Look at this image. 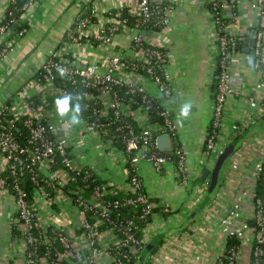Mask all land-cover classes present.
<instances>
[{
  "label": "built area",
  "instance_id": "1",
  "mask_svg": "<svg viewBox=\"0 0 264 264\" xmlns=\"http://www.w3.org/2000/svg\"><path fill=\"white\" fill-rule=\"evenodd\" d=\"M14 2L15 0H8L0 20L5 19L6 13H11L9 7ZM33 2L34 0H29L28 4L32 5ZM240 3L241 0L211 2L214 16L216 85L211 131L206 138L205 149L216 158L229 144L221 149L217 148L223 126L225 103L232 93L229 84V63L236 53L233 35L226 30L229 20L226 23L223 21L227 19L223 17L222 11L230 10L234 18ZM249 6L257 11L259 17L252 64L260 68L264 76L261 57L264 0H250ZM172 10V3L165 0H132L125 9L102 11L97 1L78 18L73 29L66 33L58 52L45 59L35 75L38 85L46 87L49 94L54 95L55 100L67 96L68 91L55 82L56 73L59 72L73 85L72 98L85 99L94 104L91 112L86 115L77 114L70 109L83 124V130L76 132L75 135L62 133L61 124L52 119L41 118L35 112L17 113L13 112L11 104L0 106V155L3 160V168H0V191H7V180L2 176V172L9 171L14 176L12 187L15 199V225L20 229L25 251L26 248H31L26 256L24 253L23 264H35L34 248L38 244L45 246L47 253L39 259L40 264H100L101 257L108 258L109 264H126L132 257L138 255L142 243H147L148 235L154 234L151 222H147L150 218L148 216L152 218L155 216L152 212L154 204L143 191V183L136 165L143 157L157 172L162 171L167 159L157 156L156 137L163 132H170L173 137L177 126L169 111L162 106L160 95L162 98H168L174 94L176 88L167 67L168 59L163 52L164 49L159 42L145 38L142 31L162 29L168 22ZM8 30L7 24L0 25V34H4L0 39L7 40L0 52V59L13 48L16 41L15 37L9 38L10 32L6 34ZM24 33L22 31L18 35L22 36ZM126 33L130 35V53L121 51L79 64L78 58L68 51L74 46L97 45L108 48L114 44L115 34ZM144 81L153 85L156 95L146 89ZM26 95V87L16 92V96L21 100H27ZM252 109L255 110L254 107ZM245 113L246 118L235 125L232 140H235L236 136H242L250 125L256 124L264 116V98L258 102L257 111L249 110ZM22 116L24 118H21ZM160 118L163 122H160ZM20 121L27 131L25 142L20 140L22 135ZM218 129L220 131L217 135ZM88 133L96 135L104 144L111 146H114L115 138H121L125 146L122 152L127 166L136 168L135 172L127 177V187L106 181L95 185L92 194L86 197L84 191L88 184L69 186L73 181L75 183L77 181L71 173L84 168L72 153V140L80 141ZM243 143L244 141L236 146L234 151L238 152L240 157L243 156ZM172 156L175 157V160H172L175 176L179 178V183L187 185L188 169L180 145L174 144ZM89 172L84 171V179L90 175ZM25 174H28L29 181L34 184L31 194L19 181ZM257 181L264 187V147L254 168L252 185L247 188L240 201V204L245 203L248 206L247 213L239 219V224L232 233L239 239V248L228 257L227 264H237L243 248H248L249 264H261L260 257L263 251L258 246L264 244V197L256 196ZM120 191L131 194L123 204L116 200L108 202L103 198L104 195H113ZM217 194L216 190L214 198L203 209L204 219L210 220L217 210L219 202ZM40 200L46 205L57 201L66 202L73 212L79 214L80 226L75 229H68L67 226H43L39 216ZM122 205L133 210L139 208L138 219L145 221L146 224L141 240L134 236L139 230L135 220H112L114 210ZM162 212L168 213V209H162L158 213L161 215ZM238 212L236 215L228 213L223 228L227 229L236 219L238 220ZM102 224L108 226L102 230L99 228ZM49 227H53L59 233L50 236L45 234ZM37 230L41 234L35 235L34 232ZM57 244L61 246V251L56 248ZM51 250L56 251L57 258H49ZM150 255L147 264H151ZM221 255L218 256L216 264H222L219 260Z\"/></svg>",
  "mask_w": 264,
  "mask_h": 264
},
{
  "label": "crops",
  "instance_id": "2",
  "mask_svg": "<svg viewBox=\"0 0 264 264\" xmlns=\"http://www.w3.org/2000/svg\"><path fill=\"white\" fill-rule=\"evenodd\" d=\"M97 1L102 11H118L127 8L132 0H36L28 18V30L16 38L13 48L0 59V106L9 103L13 112H35L41 118L55 120L61 124L60 129L64 134L75 135L83 130L82 122L72 111L63 117L57 115L54 95L49 94L46 87L36 83L35 74L49 55L58 52L71 24L75 25L78 18ZM165 1L173 5L166 25L160 30H143L142 35L159 42L168 59L167 67L176 91L168 98L160 95V102L176 122L173 143L180 145L184 151L189 180L187 185L178 182L170 160L164 163L161 172H157L146 158L142 157L137 162V173L147 194L157 201V205L170 211L166 216L155 214L151 222L154 234L150 233L146 237L147 242L159 234L161 236V233H165V237L151 253L150 262L216 264L227 237L238 226L239 219L247 213L248 206L240 204V201L247 188L252 185L254 168L264 147V126L253 124L243 132V156L234 152L222 171L217 188L218 207L212 218L204 219L205 212L202 210L188 226H183L193 209L202 201V194L207 192L209 175L203 181L198 176L202 169L210 170L215 162L210 159L213 154H208L205 149L206 134L212 117L216 72L211 10L213 0ZM249 1L241 0L234 18L230 10L222 11L223 17L229 20L226 30L243 40V43L241 50L231 57L229 63L232 93L225 103L218 149L234 140L232 137L235 125L246 118L245 112L257 111L258 102L264 98V76L260 68L249 64V52L245 51V39L253 29H258L259 23L258 13L250 8ZM7 4L8 0H0V17ZM129 45V34H115L114 44L108 48L97 45L74 46L68 51L78 58L80 64L121 51L130 53ZM261 57L264 66V36ZM143 83L151 94H157L150 82ZM25 87L27 100H21L16 92ZM184 104L191 105L187 117L180 116ZM73 117L79 123H73ZM72 141V153L79 163L88 165L106 181L128 186L126 159L120 149L104 144L91 133L80 141ZM234 161L236 163L233 164ZM0 168H3L1 155ZM39 203V216L43 226H67L68 229L80 226L79 214L73 212L66 202L57 201L46 205L40 200ZM236 212L238 220L227 229L223 228L228 213L236 215ZM14 217V196L6 190L0 191V264L24 262V242L18 236L13 237L11 232L15 226ZM182 227L184 229L180 230ZM248 252V248L241 250L237 264H249ZM99 262L109 264L106 257H101Z\"/></svg>",
  "mask_w": 264,
  "mask_h": 264
},
{
  "label": "trees",
  "instance_id": "3",
  "mask_svg": "<svg viewBox=\"0 0 264 264\" xmlns=\"http://www.w3.org/2000/svg\"><path fill=\"white\" fill-rule=\"evenodd\" d=\"M28 1L29 0H15V2L12 5H10V7H9V10H10L11 13L10 14L6 13L5 14V19L3 21L0 20V25L5 23V24H7L8 29H10L14 25L13 29L9 33V36H10L9 38H14L15 37V39H16V38L20 37L18 35L19 32L23 31V33H24V32H26L28 30V28H29L28 18L31 15V13H30L31 9L33 7H35V5H36V0H34L32 5H29ZM213 18H214V16H213ZM223 21L225 23L228 22V20H223ZM3 35L0 34V38H2ZM232 39H233V41L236 44V46H235L236 47V52L241 50L243 40H241L237 36H233ZM6 42H7L6 39L5 40L2 39V42L0 44V52L5 47ZM163 52H164V50H163ZM55 78H56L55 82L58 85L64 87L68 91L67 96L70 97L69 106H70V109L72 111H74L77 114H82V115H86L89 112H91V110L94 107V104L91 103L92 101H86L85 99L76 100V99L72 98L71 95L73 94V85H71L66 80V77L64 75H62L61 73H59V72L56 73V77ZM215 85H216V72H215V79H214V82H213L214 91H215ZM5 104H9V103H5ZM77 108H78V111H76ZM21 118H24V116H22ZM160 122H163L162 118H160ZM210 124H211V120H210ZM210 124H209V128L207 130L206 138L208 137L209 132L211 131V125ZM257 124L258 125H264V121L262 120V118L255 125H257ZM19 127H20L21 132H22V135L20 136V140L22 142H25L26 139H27V131H26V129L23 126L21 121L19 122ZM219 131H220V129L217 130V135L219 134ZM217 135H216V138H217ZM238 137L239 136H236L235 138H238ZM114 146L116 148L120 149L121 151H123L125 149L124 143L122 142L121 138H115ZM172 160H175L174 156H171L170 161H172ZM127 165H128V163L126 162L125 166H126V169L128 171L127 172V177H128L133 172H135L136 168H134V169L133 168H129ZM83 167L84 168L82 170L74 171V172L71 173L72 176L77 178V181H76V183L73 181L72 183L69 184V186H75V184H88V187L84 191V195L86 197H89L92 194L93 187L95 185H100L102 183H105L106 180L102 179L98 174H96L93 171V169L89 168L88 165H84ZM85 170H89L90 171L89 172L90 175L86 179H84V177H83ZM203 170L201 171V173L203 172ZM2 176L5 177L6 180H7V191L10 194L14 195V190H13V187H12L14 176L12 174H10L9 171H3L2 172ZM176 178H177V180L179 182V178L178 177H176ZM19 181H20V184L25 188V190L29 194H31L33 192L34 184L29 181L28 174H25L24 177L21 178ZM255 190H256V196H258V198H263L264 197V187L262 186L260 181L256 182ZM143 191L147 194V192L145 191L144 186H143ZM214 195H215V192H214ZM129 196H131L130 193H126V192L120 191V192H118L116 194H113V195H104L103 198H104V200H107L108 202L116 200V201H119L120 203L123 204V202ZM149 198L152 201V203L154 204V206L152 208V212L153 213L156 214L158 212H161L162 209L166 208V207L157 205V201L155 199H153L152 197L149 196ZM210 201L211 200H208L206 204H208ZM198 207L199 206H197L196 208L193 209V211L189 215V218L187 219V222L183 226H185V227L188 226L191 223V221L193 220V218H195V216H197L200 213V212H197ZM134 210H136V211H134ZM134 210L131 207H129V206L122 205L119 208L114 210V212L111 215V217H112L113 221H117V220H125V221H127V220H135L139 230H137L134 233V236L136 238H138V240H141L143 238V236H144V231L143 230L146 229L145 228L146 224H145V221H141L140 219H138L139 208H136ZM168 213H170V211H168ZM168 213H163L162 212V215L166 216ZM148 217H150V218L147 219V222L148 223L152 222L153 218L151 216H148ZM107 226L108 225H106V224H102L99 228L103 230ZM182 229H184V227H182L180 230H182ZM11 232H12V236L13 237L14 236L20 237V229L18 228L17 225L12 227V231ZM38 233L41 234L39 230L34 232L35 235H38ZM58 233H59V231L55 230L53 227H49L47 229V231H45V234H47L49 236L51 234H58ZM163 236L165 237V233L164 234L161 233V236H160V234L157 236L160 239V243L157 246H155L154 248L150 249L149 252L146 254L145 258L141 260V254H142L144 248L150 242L142 243V246L140 247V251H139L138 255H136L135 257H132L130 259V261L126 262V264H147L149 255L161 244V242L163 241ZM258 247L263 251V254L260 257V262H261V264H264V244H261ZM56 248L59 251L62 250V248H61V246L59 244H57ZM238 248H239V239L233 234L229 235L227 237V239H226V244H225V248H224L223 254L219 258V260L222 262V264H227L228 257L232 253L236 252ZM30 250H31V248H26V251L24 250L25 251L24 252L25 256ZM34 254H35V257H36L35 264H40L39 259H42L43 256H45V254H47L45 246L39 245V244L37 246H35ZM57 257L58 256H57L56 251L55 250H51L49 258L53 259V258H57Z\"/></svg>",
  "mask_w": 264,
  "mask_h": 264
},
{
  "label": "water",
  "instance_id": "4",
  "mask_svg": "<svg viewBox=\"0 0 264 264\" xmlns=\"http://www.w3.org/2000/svg\"><path fill=\"white\" fill-rule=\"evenodd\" d=\"M73 24H71L70 29L73 28ZM14 25L8 30L6 34H8L12 29ZM255 35H256V29H253L249 36L245 39L246 41V47L245 51L249 52V64L252 65L253 61V55H254V43H255ZM2 42V39H0V44ZM262 120L264 121V116L262 117ZM264 126V125H262ZM243 140V136H240L233 140L230 144H228L224 150L217 156L211 170L204 169L203 172L200 175V180H205L206 177L209 175V185L207 188V192L205 193L204 198L201 202L198 204V210L197 212H201L207 205L208 200H212L214 198V192L217 190L219 177L222 172L223 166L225 165L227 159L232 155V153L235 151L236 146ZM173 137L170 132H163L159 134L156 137V149H157V156L166 158L167 160L171 159L172 153H173ZM185 225V223H184ZM160 243L159 237H155L153 240L150 241V243L144 248L142 254H141V260L145 258L146 254L149 252L150 249L154 248Z\"/></svg>",
  "mask_w": 264,
  "mask_h": 264
},
{
  "label": "clouds",
  "instance_id": "5",
  "mask_svg": "<svg viewBox=\"0 0 264 264\" xmlns=\"http://www.w3.org/2000/svg\"><path fill=\"white\" fill-rule=\"evenodd\" d=\"M69 99L70 97L65 96L62 99H56V112L58 116H65L70 111L69 106ZM191 105L190 104H184L180 110V116L181 117H187L190 111ZM78 111V108L76 109ZM73 123H79V120L76 117H73Z\"/></svg>",
  "mask_w": 264,
  "mask_h": 264
},
{
  "label": "rangeland",
  "instance_id": "6",
  "mask_svg": "<svg viewBox=\"0 0 264 264\" xmlns=\"http://www.w3.org/2000/svg\"><path fill=\"white\" fill-rule=\"evenodd\" d=\"M146 89H147V88H146ZM154 92H155V94H156V90H155V89H154ZM229 158H231V156H230ZM229 158L227 159L225 165L223 166L222 171L225 169V167H226V165H227V162L229 161ZM210 159L215 161V160H216V156H215V155H211V156H210ZM213 164H214V163H213ZM211 165H212V164H211ZM212 166H213V165H212ZM212 166L210 167V170H211ZM202 170H203V169H202ZM221 174H222V172H221ZM199 176H200V175H199ZM199 176H198V177H199ZM208 180H209V176L207 177V181H208ZM207 181H205V182H207ZM199 185H200V182H199ZM202 196H203V198H204L205 193H203ZM200 197H201V196H200ZM203 198H202V199H203Z\"/></svg>",
  "mask_w": 264,
  "mask_h": 264
}]
</instances>
